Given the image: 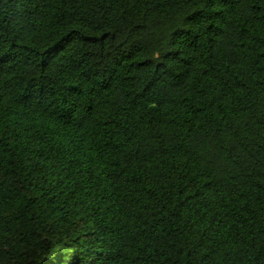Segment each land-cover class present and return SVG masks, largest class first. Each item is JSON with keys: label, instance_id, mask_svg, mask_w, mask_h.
Listing matches in <instances>:
<instances>
[{"label": "trees", "instance_id": "obj_1", "mask_svg": "<svg viewBox=\"0 0 264 264\" xmlns=\"http://www.w3.org/2000/svg\"><path fill=\"white\" fill-rule=\"evenodd\" d=\"M0 264H264V0H0Z\"/></svg>", "mask_w": 264, "mask_h": 264}]
</instances>
